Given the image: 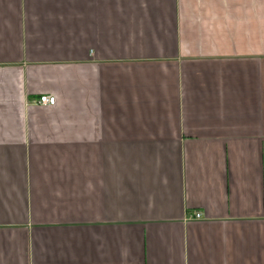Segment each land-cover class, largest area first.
<instances>
[{
  "label": "crops",
  "instance_id": "obj_1",
  "mask_svg": "<svg viewBox=\"0 0 264 264\" xmlns=\"http://www.w3.org/2000/svg\"><path fill=\"white\" fill-rule=\"evenodd\" d=\"M0 264H264V0H0Z\"/></svg>",
  "mask_w": 264,
  "mask_h": 264
},
{
  "label": "built area",
  "instance_id": "obj_2",
  "mask_svg": "<svg viewBox=\"0 0 264 264\" xmlns=\"http://www.w3.org/2000/svg\"><path fill=\"white\" fill-rule=\"evenodd\" d=\"M55 98L52 96H48V95H44L41 96L38 101H37V105L39 106H47V107H52L55 105ZM194 219L199 220L201 218V215L199 213H196L193 216Z\"/></svg>",
  "mask_w": 264,
  "mask_h": 264
}]
</instances>
